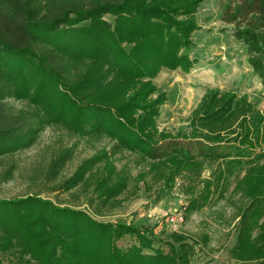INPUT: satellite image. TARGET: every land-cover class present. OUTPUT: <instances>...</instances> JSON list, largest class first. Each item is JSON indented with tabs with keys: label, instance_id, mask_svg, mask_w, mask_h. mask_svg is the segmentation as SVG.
<instances>
[{
	"label": "trees",
	"instance_id": "obj_1",
	"mask_svg": "<svg viewBox=\"0 0 264 264\" xmlns=\"http://www.w3.org/2000/svg\"><path fill=\"white\" fill-rule=\"evenodd\" d=\"M202 1L0 0V181L14 176L13 163L1 168L7 157L26 147L51 120H67L78 130L86 125L114 130L122 141L132 130L152 147L149 128L167 100L166 92L153 96V78L163 67H194L197 59L184 48L194 43L192 33L201 27L195 14ZM236 12L225 20L237 22L233 34L247 45L249 65L264 83V4L242 5ZM107 14L114 15V22ZM190 121L193 137L188 144L197 155L222 157L220 164L229 169L247 164L237 189L251 200L241 213L232 253L241 264H264V110L235 91L212 89ZM223 134L232 136L231 141L221 143ZM166 157L183 166L199 164L189 154ZM98 159H87L79 172L84 174ZM125 186V181L118 182L105 196L115 197ZM213 186L212 179L206 180L187 211L201 208ZM2 221L21 228L36 247L39 264L191 262L183 245L177 251L171 243L169 252L155 247L148 229L98 221L33 194L0 198ZM128 234L137 242L123 249L116 240Z\"/></svg>",
	"mask_w": 264,
	"mask_h": 264
},
{
	"label": "rangeland",
	"instance_id": "obj_2",
	"mask_svg": "<svg viewBox=\"0 0 264 264\" xmlns=\"http://www.w3.org/2000/svg\"><path fill=\"white\" fill-rule=\"evenodd\" d=\"M258 4L264 0H204L199 4L195 17L201 27L192 33L194 43L184 48L197 59L194 67L190 71L163 67L153 78L157 86L153 96L166 92L167 100L155 125L149 128L152 147L132 130L122 141L114 130L90 125L78 130L67 120H51L33 141L1 165L4 168L13 163L14 176L0 181V198L33 194L55 205L81 210L98 221L136 224L148 229L155 247L165 252L171 250V243L177 251L183 245L190 264H241L232 249L241 213L251 200L237 189L247 164L229 169L220 164L222 157L197 155L192 151L195 146L188 142L193 137L192 112L212 89L235 91L264 110V83L249 65L247 45L233 34L237 22L225 20V16H237L242 5ZM106 18L114 22L115 17L107 14ZM225 134L221 143L232 139ZM170 154L182 159L186 154L195 156L199 164L188 167L174 163L166 157ZM94 156L98 161L81 174V166ZM71 178L75 183L68 180ZM208 179L214 181L209 199L201 208L188 212L189 200L204 190ZM121 181L126 182L125 188L107 199L105 191ZM260 203L263 222L264 199ZM181 211L184 223L173 225L170 216ZM260 230L254 231L255 237ZM135 242L137 238L131 234L116 240L123 249ZM91 248L96 249V245ZM58 251L61 254V249ZM35 252L21 228L13 222L0 223V264H39ZM83 264L91 263L85 260Z\"/></svg>",
	"mask_w": 264,
	"mask_h": 264
},
{
	"label": "built area",
	"instance_id": "obj_3",
	"mask_svg": "<svg viewBox=\"0 0 264 264\" xmlns=\"http://www.w3.org/2000/svg\"><path fill=\"white\" fill-rule=\"evenodd\" d=\"M169 220L173 225H180V224L184 223L185 215H184L183 211H181V212H178V213L170 216Z\"/></svg>",
	"mask_w": 264,
	"mask_h": 264
}]
</instances>
